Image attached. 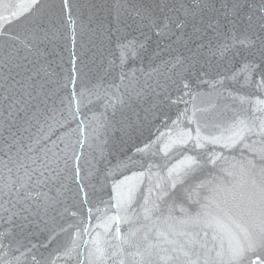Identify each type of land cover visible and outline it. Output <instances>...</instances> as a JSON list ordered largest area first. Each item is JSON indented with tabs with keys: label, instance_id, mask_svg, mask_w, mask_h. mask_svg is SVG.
I'll return each instance as SVG.
<instances>
[{
	"label": "snow or ice",
	"instance_id": "snow-or-ice-1",
	"mask_svg": "<svg viewBox=\"0 0 264 264\" xmlns=\"http://www.w3.org/2000/svg\"><path fill=\"white\" fill-rule=\"evenodd\" d=\"M21 257L264 264V0H0V264Z\"/></svg>",
	"mask_w": 264,
	"mask_h": 264
},
{
	"label": "water",
	"instance_id": "water-1",
	"mask_svg": "<svg viewBox=\"0 0 264 264\" xmlns=\"http://www.w3.org/2000/svg\"><path fill=\"white\" fill-rule=\"evenodd\" d=\"M6 2H7V0H6ZM15 2H19V0H15ZM79 2L81 4L95 3L97 5H102L104 8H107L111 5V0H79ZM83 20H84L85 25H87L88 15H87L86 11L83 13ZM83 45L84 46L82 48L79 44L77 46V52L81 57L80 63L82 66H84V71L88 73L89 79H92L94 81V79H95V77L99 71V64H100L99 53L96 51V45L89 43V37L87 35H85L83 38ZM46 53H47V56H46L47 60L51 62L50 70H55L57 73L66 72L67 66H68L67 65L68 50L63 45V43L57 44L54 49L51 45H49L48 48L46 49ZM94 60H95V63H93ZM85 82L87 83V81H85ZM200 90L203 92V91H206L207 88H206V86H203V87H201ZM196 103L198 105L207 106L209 104V97H207V96L199 97V98H197ZM181 107H183V105H181ZM99 110L102 111L103 109L101 108ZM172 114L173 115L175 114L174 110H173ZM131 148H132L131 144L126 145L121 152L113 153L111 156H109L108 160L111 161L112 165H115L117 160L120 157L127 154ZM86 151H87V148H86ZM245 154L247 155V153H245ZM235 158L238 160L240 158V154L236 153ZM107 162L108 161H105L104 163H107ZM175 162H176V160L174 159L172 161V163H175ZM164 174L166 175V171ZM217 174H219V173H217ZM223 175H226V174H223ZM229 179H231V178L229 177ZM45 191H48V190L45 189ZM48 194L50 196H55L56 195V188L52 187L51 191H49ZM120 227H121L122 234H124V230L126 228H128L129 225L121 224ZM42 238H43V235H40L38 237H33L34 240L42 239ZM17 255H20V253H17ZM26 259H27V257H21L22 264Z\"/></svg>",
	"mask_w": 264,
	"mask_h": 264
}]
</instances>
